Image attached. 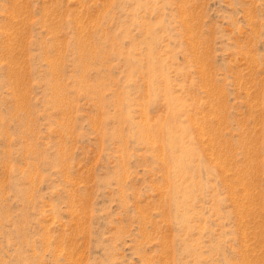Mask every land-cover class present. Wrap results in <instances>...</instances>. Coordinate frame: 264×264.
Returning <instances> with one entry per match:
<instances>
[{
  "label": "rangeland",
  "instance_id": "374dc122",
  "mask_svg": "<svg viewBox=\"0 0 264 264\" xmlns=\"http://www.w3.org/2000/svg\"><path fill=\"white\" fill-rule=\"evenodd\" d=\"M0 264H264V0H0Z\"/></svg>",
  "mask_w": 264,
  "mask_h": 264
}]
</instances>
